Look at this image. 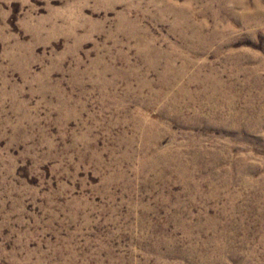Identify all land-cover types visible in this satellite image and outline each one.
Returning a JSON list of instances; mask_svg holds the SVG:
<instances>
[{"label":"rangeland","instance_id":"rangeland-1","mask_svg":"<svg viewBox=\"0 0 264 264\" xmlns=\"http://www.w3.org/2000/svg\"><path fill=\"white\" fill-rule=\"evenodd\" d=\"M0 264H264V0H0Z\"/></svg>","mask_w":264,"mask_h":264}]
</instances>
